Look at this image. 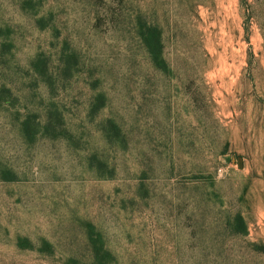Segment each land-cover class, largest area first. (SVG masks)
Instances as JSON below:
<instances>
[{"label": "rangeland", "instance_id": "1", "mask_svg": "<svg viewBox=\"0 0 264 264\" xmlns=\"http://www.w3.org/2000/svg\"><path fill=\"white\" fill-rule=\"evenodd\" d=\"M0 264H264V0H0Z\"/></svg>", "mask_w": 264, "mask_h": 264}, {"label": "trees", "instance_id": "2", "mask_svg": "<svg viewBox=\"0 0 264 264\" xmlns=\"http://www.w3.org/2000/svg\"><path fill=\"white\" fill-rule=\"evenodd\" d=\"M95 260H97V261H100L101 260V256H100L99 253H96L95 254Z\"/></svg>", "mask_w": 264, "mask_h": 264}]
</instances>
